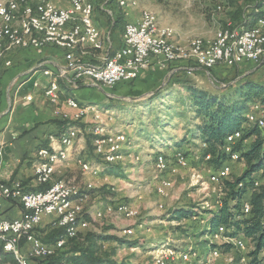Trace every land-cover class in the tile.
Instances as JSON below:
<instances>
[{
	"label": "rangeland",
	"instance_id": "rangeland-1",
	"mask_svg": "<svg viewBox=\"0 0 264 264\" xmlns=\"http://www.w3.org/2000/svg\"><path fill=\"white\" fill-rule=\"evenodd\" d=\"M111 1L103 0L109 4H112ZM135 1L143 11L154 13L158 23L167 25L166 29L173 30L174 35L176 31L178 38L183 37L189 42L195 39L213 41L226 25L234 26L231 15L235 9L246 7L251 0ZM219 6L221 9H218ZM98 11L101 17L105 16L100 9ZM109 24V28L112 27L110 19ZM125 26V19L121 27H115L113 23L111 33H122ZM262 64L264 62L255 65ZM173 66L180 69L173 78L167 76L158 85L155 94L146 95L137 101L134 98L143 93L144 89L135 91V81L113 88L100 85L111 98L109 95L103 97L102 93L94 97V100L78 96V103L82 107L94 106L96 110L92 109L87 117L73 126L80 130L79 142L76 143L78 150L73 160L58 167L54 177L64 179L65 182L71 179L73 182L68 184L86 190L89 195L83 205L91 226L77 240L83 241L88 233H99L138 242L136 247L115 242L103 244V251H107L106 255L109 256L107 259L116 264H155V257L166 250L176 253V259L167 260V264H251L249 254L254 247L250 241L241 239L242 236H231L234 229L220 227L211 232L209 227L213 215L226 199L225 185L219 183L216 187L211 182L214 171L212 164L208 163L211 159L204 157L206 145L195 136L192 137V134L197 133L196 127L200 120L196 118L188 86H185V82H189L198 88L216 91L232 85L221 94L230 97L240 89L232 81L251 68L246 67L239 73L238 66L228 69L217 66L212 71L205 69L208 72L199 73L197 68L201 66L195 62ZM169 68L166 71L172 70ZM246 79L264 84V67L259 74L254 76L252 73ZM256 103L264 106L261 102H253L249 105V112ZM248 127L246 125L244 129ZM261 128L264 131V126ZM117 133L125 138L120 140V158L112 163L100 156L96 158L95 142L104 135L110 134L113 137ZM253 140L245 144L250 145ZM177 152L183 153L188 164V169L179 173L178 166L174 168L173 158ZM161 154L172 161L169 170L163 173L156 168V157ZM78 159L96 166L98 175H83L77 164ZM231 165V179L245 169L239 160L233 161ZM164 179L170 181L172 186L167 191L168 195L162 197L157 187ZM254 180L263 185L264 172L257 174ZM89 184H92V188H89ZM250 191H254V188ZM248 194L243 193L245 200ZM108 204L114 208L113 213L104 212L103 218H96V212ZM119 206H126L128 211L119 212ZM179 210H194L196 214L190 219L172 220V212ZM128 230L132 231L131 234L126 233ZM239 240L244 241V249L237 246ZM69 245L64 247L65 250ZM215 251H218L219 256L214 254ZM184 254H192V258L184 262L179 258V255ZM260 258L262 262L258 264H264V254Z\"/></svg>",
	"mask_w": 264,
	"mask_h": 264
},
{
	"label": "bare ground",
	"instance_id": "bare-ground-1",
	"mask_svg": "<svg viewBox=\"0 0 264 264\" xmlns=\"http://www.w3.org/2000/svg\"><path fill=\"white\" fill-rule=\"evenodd\" d=\"M60 1L67 2L69 6L67 8L58 7L52 0H39L34 5L27 3L26 0H4L0 2V62L12 49L18 47L28 49L36 40L40 41V44L44 47L51 45L72 52L88 42H93L90 38L94 36L95 45H99L100 30L93 22L94 6L86 0ZM127 4L128 1L119 0L121 7H125ZM129 4L136 6L137 2L133 0ZM43 9L45 12L42 11ZM53 9L60 12L63 17L70 18L71 20L58 21V13ZM218 9H221V7L219 6ZM263 23L264 17H260L251 27L237 28L236 33L235 29H231L228 26L219 31L213 41L195 39L185 44L170 40L167 31L159 27L157 17L152 12L144 11L139 23L130 24L139 29L140 36L148 38L146 50H154L155 47L164 46V54L171 57V63L195 62L206 70H212L217 66H225L224 58H229V46H233L235 41L241 43V45L261 47V52L264 54ZM130 40H136V33H128L127 35L126 25L124 29V46L122 48H130ZM215 47L217 48V52H221V57L213 55ZM119 53H121V49L114 57H107L103 61V65L82 63L78 67L80 79L88 78L99 85L108 84V77L104 76V74L94 73H106V70H111L114 58H118ZM78 61L81 60L78 59ZM59 93V85L57 82H54L53 94L59 96ZM68 100H70L73 108L77 107V103L73 98ZM260 112H264V106L256 103L248 113V126L253 123L258 124L260 127L264 126V119L259 114ZM101 131H104V128H101ZM79 133L80 131L77 128H71L59 138L56 145L41 148L38 151V161L34 168L36 182L44 183V186L48 185V188L45 191H40V194H51L53 196L52 207H60V205L73 206V208L63 207V216L72 217L63 224L62 228L65 229V235L55 242L59 243V251L66 246V240H69V237L75 234V238H77L90 227V223L86 219L87 212L83 205L89 195L81 194V189L78 186H72L64 180H58L61 188L73 190L61 191L60 187H54V177L57 169L61 164L69 161L73 152L72 150L79 138ZM242 136L243 130L238 129L227 135L225 142L232 140L233 146L242 139ZM122 139L125 140L121 134L118 135L117 133L113 137L110 135L108 147H105V144L108 142V135H104L95 142V151L96 153H100L104 148L103 160L112 163L120 158V140ZM232 146L225 147V153L230 157V162L227 163V167L229 168L228 177L231 174V163L239 158L238 153H233ZM176 156L183 159L185 164L187 163L183 153L177 152L173 156L175 161L174 168L178 166ZM206 159L210 160V155ZM77 162L88 166V169L85 171L81 168L83 175H90V177L98 175V168L93 167L88 161L79 159ZM171 164L170 158H167L164 154L156 157V168L161 173L167 172ZM37 172H40V174L37 175ZM212 179H214V175L211 177ZM221 182L222 179H218V184ZM254 183L256 187L260 186L255 180ZM171 184L170 181L164 179L157 187V191L162 197L168 195L167 191L171 188ZM88 186L92 188V184ZM88 186L86 187L87 189ZM19 202L23 208L40 209V202L31 201V197H27L26 195H19ZM248 208L251 207L249 201L246 199V202L244 201L242 204V213L244 215L247 214ZM113 211L114 208L108 204L103 210L96 212V218L101 219L104 212L111 214ZM118 211L125 212L128 209L126 206H119ZM41 226L42 223H39V228ZM131 232V230L126 231L127 234H131ZM3 242H5L7 248H0V250L13 254L19 264H28V258L23 256L22 250L16 244V238H13L11 235H3ZM238 244L244 245L245 243L243 240H239ZM45 246H54V243L45 244ZM214 254L217 256L218 251H215ZM175 255V252L166 250L162 255L155 257V264H167V260L176 259ZM49 257L52 256H48L47 258ZM179 258L185 262L192 258V254L179 255Z\"/></svg>",
	"mask_w": 264,
	"mask_h": 264
},
{
	"label": "crops",
	"instance_id": "crops-1",
	"mask_svg": "<svg viewBox=\"0 0 264 264\" xmlns=\"http://www.w3.org/2000/svg\"><path fill=\"white\" fill-rule=\"evenodd\" d=\"M26 1L34 5L39 0ZM52 1L55 2L58 7H68V4L64 3V1ZM86 1L94 6L93 22L100 30L99 45L96 46L95 43L88 42L78 47L74 52H76L77 58L85 64H100L107 57H114L124 46V31L122 33H111L116 16L123 14L126 25L127 23L137 24L141 21L144 11L138 7V3L136 6H132L128 2L123 8L119 5V0H112V4L103 2V0ZM98 9L105 13L104 17H101ZM261 12L264 13V7L261 9ZM109 19L112 21V27L110 28ZM158 25L161 29L169 33L170 40L180 44H185L187 42L183 37L178 38L176 31L174 35L173 30L166 29L165 26L167 25L160 23H158ZM9 64L11 65L7 66ZM65 65V51L62 48L51 45L45 46L44 49L40 51L35 48H14L9 51L0 62L1 183L9 186L19 185L25 191L37 188L38 186L35 184L36 178L34 182V168L38 161V151L45 143L48 144L47 147L56 145L59 138L66 133L67 130L72 128L69 126L67 128L61 127L54 121L75 122V108L85 109L87 111L84 118L90 114L89 112L92 109L94 111L96 110L94 106L82 107L78 103V96H85L88 99L94 100L93 98L98 97L100 93H102L103 97L109 95L99 84L93 83L88 78L74 81L72 79L73 77L70 75L63 76L62 71ZM173 65L176 64L166 63L164 64V70H162L158 67L156 60L153 59L150 68L142 73L135 81V91H143L144 89V92H141L137 98H143L150 93H155L156 88L159 87L158 85H160L167 76L176 75L177 72ZM237 66L239 73L243 72V69L246 67H250L251 69L248 72L239 74L232 83L238 82L252 73L256 76L261 72L264 64L260 66L251 62H244ZM220 67L228 69L225 66ZM168 68L173 69L168 72L166 71ZM177 69L180 70L179 68ZM197 70L199 73L202 71L208 72L202 69V67H198ZM51 82H57L59 85L60 100L57 105H52L45 97V91ZM255 83L260 84L261 82ZM152 88L153 90H150ZM96 91L97 93H95ZM110 96L111 95L108 97ZM112 96L117 97V95ZM70 98L76 101L77 107L73 108L67 106L66 100ZM246 125L248 124H244L243 127ZM77 150V145H75L71 157L74 158V154ZM73 158L71 160H73ZM71 181L72 180L69 179L67 182L71 183ZM19 203L14 201L4 202L3 217L10 220L21 218L23 215V207ZM50 220V218L44 219L40 228L48 229Z\"/></svg>",
	"mask_w": 264,
	"mask_h": 264
},
{
	"label": "trees",
	"instance_id": "trees-1",
	"mask_svg": "<svg viewBox=\"0 0 264 264\" xmlns=\"http://www.w3.org/2000/svg\"><path fill=\"white\" fill-rule=\"evenodd\" d=\"M263 7L264 0H251L246 7L236 8L231 15L235 24L234 26L230 25V28L251 27L258 18L264 17V13L261 12ZM248 10L249 13H246ZM123 23L124 15H117L114 26L121 27ZM226 27L228 25L224 28ZM176 70L178 72V69ZM170 76L173 78L175 75ZM235 83L240 89L230 97L221 94L223 91L229 90L232 85L229 88L216 91L198 88L189 82H185V86H188L192 105L196 110V118L200 120L196 127L197 133L192 134V137L195 136L206 145L203 150L204 157L210 155L211 160L208 163L212 164L213 171L227 164V160L230 159L224 150L227 135L238 129L243 130L242 139L232 146V151L239 154L238 160L243 163L245 169L239 176H234L232 179L231 176L222 179L220 185L222 183L225 185L226 199L213 215L209 227L211 232L220 227L234 229L231 236H242L241 239L250 241L254 247V250L249 254V257L252 258L251 264H258L262 262L260 257L264 254V186L260 185L256 189L254 178L260 172H264V131L258 124L254 123L246 129L243 126L248 124L249 105L253 102H261L264 105V85L248 81L246 78ZM54 122L66 128L68 126L73 128L77 125V122ZM253 138L254 140L250 145L245 144ZM47 146L48 144L45 143L41 148ZM94 153L96 158H99L95 149ZM47 186H38L27 192L45 191ZM252 187L254 188L253 192L250 191ZM86 192L84 189L81 190V194H87ZM246 192L249 193L247 200L250 203L251 212L244 216L242 204L245 201L243 193ZM195 214L194 210L173 211L172 220L190 219ZM87 220L91 226V221ZM37 232L45 244L55 243L65 235L64 228H53L52 226H49L48 229L39 228ZM83 234L75 239H70L69 247L65 250L67 243L65 248L56 256L35 261L32 264H116V262L107 259L109 256L106 255L107 251H103V244L115 242L118 245L130 247H136L138 244L135 241H127L116 236L99 233H88L83 241H78L77 239ZM112 253L115 254V251ZM0 262L2 264H19L13 254L5 253L2 250H0Z\"/></svg>",
	"mask_w": 264,
	"mask_h": 264
},
{
	"label": "built area",
	"instance_id": "built-area-1",
	"mask_svg": "<svg viewBox=\"0 0 264 264\" xmlns=\"http://www.w3.org/2000/svg\"><path fill=\"white\" fill-rule=\"evenodd\" d=\"M42 11L45 12L44 9ZM55 12L58 13V21L71 20L70 18L63 17L60 12L56 10ZM262 26H264V23ZM236 30L237 28L235 29V33ZM128 33H136V40H130V48H121V53H119L118 58H114L112 69L106 70V73L93 72L94 74H104V76L108 77V84H102L104 87L113 88L120 83L130 82L138 79L142 73L150 68L153 59L156 60L158 67L162 70H164V64L171 63V57L164 54V46L155 47L154 50H146V42L149 41L148 38L146 36H140L139 29L135 28V26L131 25L130 23H127V35ZM90 39L95 43V36ZM29 48H35L36 50L40 51L44 49V46L40 44V41L36 40L29 46ZM63 50L65 51L66 60L65 68L62 71L63 76L70 75L73 77L72 79L74 81L80 80V75H78V67L81 66L83 62L78 61L76 52L65 49ZM213 55H218L221 57V52H217V48L215 47ZM224 59L225 67L232 68L244 62L261 64L264 62V54L261 52V47L241 45V43L235 41L233 46H229V58ZM10 65L11 64L7 66ZM95 65H103V62ZM202 69L205 70V68ZM53 86L54 82H51L45 91V97L52 105H57L59 103L60 96H55L53 94ZM66 104L68 107H73L71 106L70 100H66ZM75 114V122H78L84 118V114H87V111L84 109L75 108ZM259 114L264 118V112H260ZM109 136L110 134H108V142L105 144V147H108ZM225 146H232V140L226 142ZM103 150L104 148L102 149V152L96 153L101 157V159H103ZM72 158L73 157H70L69 161ZM176 159L178 161V173L181 170L188 169V164H185L183 159L178 158V156H176ZM77 164L83 169V171L88 169L87 165H82L81 163ZM228 169L229 168L226 164L225 166H221L216 171H214V179L211 180V182H214V186L218 187V179H225V177H228ZM39 174L40 172H37V175ZM35 184L37 186H44V183L35 182ZM54 187H60L61 191L73 190L62 189L58 179H54ZM0 189V248H7L5 242H3V235H11L13 238H16V244L18 245L19 249L22 250V253L28 258V264L46 259L48 256H56L60 252L59 243H54V246H45V243L42 241L37 232V229H39V223H43L44 219L50 218V226L53 228H62L63 224L72 217L63 216V207L73 208V206L60 205V207H52L53 196L51 194H40V191L27 192L19 185L9 186L0 182ZM19 195L31 197V201H39L40 209L22 208L23 215L21 218L11 220L4 218V202L14 201L19 203ZM250 212L251 208H248L247 214L244 216L249 215ZM70 238H75V234L72 237H69V240H66V243L70 241ZM237 246L241 249L245 248V244Z\"/></svg>",
	"mask_w": 264,
	"mask_h": 264
},
{
	"label": "water",
	"instance_id": "water-1",
	"mask_svg": "<svg viewBox=\"0 0 264 264\" xmlns=\"http://www.w3.org/2000/svg\"><path fill=\"white\" fill-rule=\"evenodd\" d=\"M155 92H156V91H155ZM150 94H152V93H150ZM153 94H155V93H153ZM139 99H141V98H134V100H136V101L139 100Z\"/></svg>",
	"mask_w": 264,
	"mask_h": 264
}]
</instances>
